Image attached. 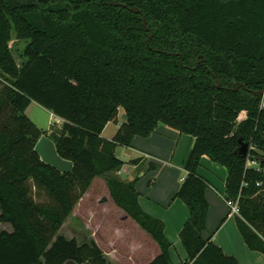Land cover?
I'll list each match as a JSON object with an SVG mask.
<instances>
[{
	"label": "trees",
	"instance_id": "obj_1",
	"mask_svg": "<svg viewBox=\"0 0 264 264\" xmlns=\"http://www.w3.org/2000/svg\"><path fill=\"white\" fill-rule=\"evenodd\" d=\"M13 30L28 40L22 64ZM0 76V222L13 226L0 232V264H108L97 242L62 233L99 176L161 247L149 264H176L165 222L142 208L140 178H122L126 162L116 152L160 123L194 137L175 196L190 210L180 231L189 260L179 264H240L204 235V155L227 168L238 227L264 253V0H0ZM33 101L62 125L41 129L27 115ZM121 108L126 118L105 138ZM45 133L72 170L41 158Z\"/></svg>",
	"mask_w": 264,
	"mask_h": 264
},
{
	"label": "crops",
	"instance_id": "obj_2",
	"mask_svg": "<svg viewBox=\"0 0 264 264\" xmlns=\"http://www.w3.org/2000/svg\"><path fill=\"white\" fill-rule=\"evenodd\" d=\"M35 103L38 102L33 101L30 104L27 113ZM47 111H49L54 118H60L50 110L47 109ZM123 114L124 110L121 108L119 116ZM246 116V111H243L240 119H242L241 117L244 119ZM118 117L116 120L117 122H119ZM62 120L64 121V119ZM122 122L118 123L117 131ZM105 129L103 131V136L108 139L114 138L117 131L112 136H106L104 134ZM48 130L50 129H45V131ZM42 142L43 147L40 149L39 146ZM193 143L194 137L192 135L182 133L175 128L160 123L151 135L147 137L137 135L133 139L132 146H119L116 150L119 156V149L123 148L124 155L126 156L122 158L119 156L126 162L120 171V175L122 176L124 174L130 178V180L134 179L136 176L140 178L136 188L139 193L138 200L142 208L150 215L160 218L165 222V234L173 244L171 247V255L176 264L186 261V259L189 258L181 241L180 231L190 218V210L180 198L175 196L187 174L184 165ZM36 148L44 161L51 163L61 171L72 170L73 162L59 155L55 143H51L48 133L40 137ZM135 159H139V161L137 163L131 162ZM151 162L159 164V168L149 169ZM199 174L210 183L206 191L209 201V213L207 229L204 233L205 237L212 236L213 241L220 246L226 254L235 256L240 264H264V253L252 250L248 246L238 227L236 215H232L229 212V206L225 197L226 181L228 177L227 168L213 161L207 155H204L201 158ZM97 178L98 177H96L94 181ZM90 188L80 199L63 225V228L71 218L77 220L79 219V215H81L82 217L80 218L86 219L89 223L91 221L90 224L95 221L97 225L99 223L98 226L100 228H104L108 231L107 234H109L105 235L107 236V241H105L102 236L97 234L93 227V229L88 232L86 240H94L97 242L108 257L109 252L113 254V260L118 261L115 264H149L153 261L161 252V247L155 239L146 230H140L139 235L137 233L134 234V236L130 233L131 230L128 229V219L131 216L115 203L108 185L109 200L108 202L106 201V204L110 205V210L103 208V213L98 214L94 208L86 206L85 204L87 202H85V197L88 196ZM98 201L102 204L104 200L100 199ZM107 211H113L115 213L113 221L108 224V226L105 223L107 221ZM101 216L105 221V226L100 222L102 219ZM223 219H225V221L220 226V222ZM2 230L11 232L13 231V226L8 222H0V232ZM144 231H146L147 234ZM65 236L73 238L67 235ZM139 236H141V238ZM123 241L128 242V244H133L136 248V256L131 254L127 256L117 254L118 249L116 246L120 245ZM105 242L106 247L104 246ZM108 264H110L109 259Z\"/></svg>",
	"mask_w": 264,
	"mask_h": 264
},
{
	"label": "rangeland",
	"instance_id": "obj_3",
	"mask_svg": "<svg viewBox=\"0 0 264 264\" xmlns=\"http://www.w3.org/2000/svg\"><path fill=\"white\" fill-rule=\"evenodd\" d=\"M28 44V40H21L17 38L16 32L13 30V34H12V40L10 43L12 52L17 60V62L19 64L23 63V58H22V53L26 47V45ZM0 81H2V78L0 76ZM27 115L43 130L45 129H56L59 128L62 123L63 120L58 118V117H53L49 111H47V109L40 105L39 103H35V105H33V107L28 111ZM123 115H120L118 117V121H113L110 124H107L106 129H105V135L106 136H112L115 134V132L117 131L118 128V123L123 121ZM243 116V115H242ZM243 119V117H241ZM49 139L51 140V143L54 142L50 137ZM43 147V142L40 143L39 148L41 149ZM260 155L264 156V153H262L261 151H259ZM119 156L122 157H126L124 155V149L120 148L119 149ZM257 163H254L253 160L249 161V165H256ZM124 179L126 180H130V178H128L126 175H122ZM126 176V177H125ZM148 185V182H147ZM108 188H107V183H106V178L101 176L98 177L92 184L90 190H89V194L88 196L85 197V202H87L85 205L88 207H92L95 209L96 212H98V214L103 213V208H107V210H110L109 204H106L108 202ZM38 199L44 200L45 196L42 195L40 196ZM104 200L103 203H99L98 200ZM107 201V202H106ZM107 215V221L105 222L103 217L101 219V224H104V222L107 224H110L113 221V217L115 216V213L113 211L108 212ZM82 214V213H81ZM82 217L81 215H79V219L75 220L73 218H71L69 221H67L66 226L62 229V233L64 235H67L69 237H75L78 240L85 241L88 232H90L93 227L96 230L97 234L99 236H102L104 238L105 241H107V230H105L104 228H100L97 225V222H92L90 221V223L86 220V219H82L80 218ZM104 224V226L106 225ZM103 227V226H102ZM128 229L131 230L130 233L134 236V234L139 235L140 230H144L132 217H129L128 219ZM134 231V232H133ZM146 233V231H144ZM145 233H144V239L145 237ZM147 234V233H146ZM141 238V236H139ZM148 238V237H147ZM124 242V243H123ZM122 243H120V245H117L116 248L118 249V255H123V256H127L129 254L136 256V248L133 246V244H128V242L123 241ZM106 247V242L105 245ZM106 258H108L110 260V264H115L118 261H114L113 260V254H111L110 252L108 253L109 257L106 255V253H104ZM107 259V260H108ZM189 260L186 259V261ZM184 262V261H183ZM70 264H77V263H70Z\"/></svg>",
	"mask_w": 264,
	"mask_h": 264
},
{
	"label": "built area",
	"instance_id": "obj_4",
	"mask_svg": "<svg viewBox=\"0 0 264 264\" xmlns=\"http://www.w3.org/2000/svg\"><path fill=\"white\" fill-rule=\"evenodd\" d=\"M254 163H256V162H254ZM226 202L229 206L230 214H232V215L239 214L240 208H239V204L237 202L230 200V199H226Z\"/></svg>",
	"mask_w": 264,
	"mask_h": 264
},
{
	"label": "water",
	"instance_id": "obj_5",
	"mask_svg": "<svg viewBox=\"0 0 264 264\" xmlns=\"http://www.w3.org/2000/svg\"><path fill=\"white\" fill-rule=\"evenodd\" d=\"M261 94L264 95V90L261 91ZM123 118H124V119L126 118V114H125V113L123 114ZM240 143H241V152H242L243 154H247V152H248V148H249L248 143H245L242 139L240 140Z\"/></svg>",
	"mask_w": 264,
	"mask_h": 264
}]
</instances>
